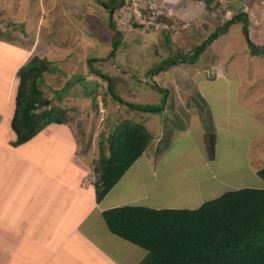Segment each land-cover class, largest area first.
<instances>
[{
	"label": "rangeland",
	"instance_id": "obj_1",
	"mask_svg": "<svg viewBox=\"0 0 264 264\" xmlns=\"http://www.w3.org/2000/svg\"><path fill=\"white\" fill-rule=\"evenodd\" d=\"M101 2L0 0V77L18 63L21 52H25L21 47L31 48L28 60L35 54L51 59L53 65L39 79V86L52 105L65 110L78 153L90 154L94 164L99 161L102 142L108 152L109 126L132 118L143 121L153 135L140 159L143 164L150 156L154 164L161 160L158 167L174 175L163 182L171 192L176 191L173 186L184 181L181 186H185L208 169L210 175L215 171L216 178L231 182L225 191L234 184L259 187L262 180L255 169L264 166V0H212L208 7L196 3L199 8L205 6L204 11H190L196 18L188 23L165 15L168 8L161 0H117L118 8L113 12ZM173 2L178 8L191 6L189 0ZM237 13L248 14L247 27L244 17H238L199 53L196 62L183 58ZM161 14L167 23L158 27L157 15ZM112 21L122 31L114 54ZM170 58L176 61L168 69L150 73ZM147 106L163 109H142ZM187 130L182 141L178 135H185ZM212 133L215 140L218 138L216 159H209L207 150ZM198 151L203 152L208 167H201ZM86 175L88 185L91 176ZM94 175L93 171L92 178ZM136 177L129 174L120 178L107 198L140 194L141 200L133 203L144 206L157 200L144 197ZM214 181H209L213 188ZM204 185L196 192H206ZM99 216L104 221L101 213ZM93 218L95 229H100L103 237L118 240L106 236L105 221L97 223L95 214ZM86 222L82 224L85 229ZM128 244L130 255H137ZM119 250L118 255H123L124 249Z\"/></svg>",
	"mask_w": 264,
	"mask_h": 264
},
{
	"label": "crops",
	"instance_id": "obj_2",
	"mask_svg": "<svg viewBox=\"0 0 264 264\" xmlns=\"http://www.w3.org/2000/svg\"><path fill=\"white\" fill-rule=\"evenodd\" d=\"M189 1V9L174 6L173 0H161V3L165 2L168 8L165 15H174V21L178 18L188 23L190 18H196L191 16L190 11H204L205 6L199 8L196 3L206 4L203 0ZM21 49L25 52H21L18 63L10 73L0 77V87L3 89L0 92V264H141L147 250L111 232L99 216L103 210L111 207L135 205L133 202L141 200V195L130 196L125 193L126 198L121 194L117 199L109 200L107 197L114 193L119 179L104 199L98 201L94 187V159L90 154L78 153L76 135L68 131V122L50 123L31 139L20 144L14 143L17 135L11 122L16 105L17 71L32 52L29 47ZM187 134L188 130L185 135L178 136L183 141ZM250 142L254 143V140ZM217 144L218 138L214 159L217 157ZM197 153V159L202 162L201 167H208L203 152ZM164 155L162 157H167ZM140 157L123 176H137L136 182H140L144 197L157 198L145 204L148 207L197 208L230 189V181L218 175L216 178L215 171H211L210 175L208 169L202 177L190 179L185 186H181L185 181L173 186L176 191L171 192L172 188L164 184L167 178L174 176L172 172L158 167L161 166V160L157 159V164H154L150 156L145 158L143 164ZM255 170L257 173L258 168ZM93 171L95 178H92ZM87 173L91 176L88 185ZM211 180H215L214 188L209 183ZM261 180L259 187L264 186V180ZM204 182V188L208 187L206 192H196L203 188ZM224 185L227 188L220 189ZM241 187L232 185L233 189ZM169 195L174 198L162 199ZM94 214L97 215V223L103 221L108 229L109 234L106 236L111 235L118 240L103 237L101 230L95 229ZM85 221L86 229L82 225ZM128 243H131L137 255H130ZM119 249H124L125 254L119 256Z\"/></svg>",
	"mask_w": 264,
	"mask_h": 264
},
{
	"label": "trees",
	"instance_id": "obj_3",
	"mask_svg": "<svg viewBox=\"0 0 264 264\" xmlns=\"http://www.w3.org/2000/svg\"><path fill=\"white\" fill-rule=\"evenodd\" d=\"M101 1L109 11L118 8L117 0H110L109 3ZM204 1L208 7L212 0ZM241 16L247 27L248 14L237 13L202 40L194 48L193 54H186L183 58L196 62L199 53L228 24ZM164 17L162 14L157 15L160 20L157 22L165 25L167 22ZM110 27L114 30V54L122 31L113 21ZM252 47L255 52H259L254 45ZM92 59L94 58H89ZM175 61L176 58L167 59L152 68L150 73L166 70ZM52 65L46 57L35 54L17 71L16 105L11 122L17 135L15 144L31 139L50 123H67L65 110L52 105V100L44 95L39 86V79ZM91 71L95 73L94 70ZM113 95L120 99L115 93ZM203 101L206 106V101ZM129 105L138 107L133 103ZM142 109L156 111L163 107L147 106ZM115 126H109L112 128L109 130L108 152L104 150L102 142L99 161L94 164L95 197L98 201L104 199L126 170L141 156L153 137L143 121L124 118ZM215 146V134L212 133L207 141L211 159L215 156ZM257 173L264 180V166ZM102 215L111 232L147 250L141 264H264V186L231 189L203 202L197 208L121 205L103 210Z\"/></svg>",
	"mask_w": 264,
	"mask_h": 264
},
{
	"label": "built area",
	"instance_id": "obj_4",
	"mask_svg": "<svg viewBox=\"0 0 264 264\" xmlns=\"http://www.w3.org/2000/svg\"><path fill=\"white\" fill-rule=\"evenodd\" d=\"M153 13H155V12H153ZM155 15V14H154ZM154 15L152 16L153 18H154ZM156 25H158V27L159 26H162L159 22H156Z\"/></svg>",
	"mask_w": 264,
	"mask_h": 264
},
{
	"label": "water",
	"instance_id": "obj_5",
	"mask_svg": "<svg viewBox=\"0 0 264 264\" xmlns=\"http://www.w3.org/2000/svg\"><path fill=\"white\" fill-rule=\"evenodd\" d=\"M112 12H113V10H112Z\"/></svg>",
	"mask_w": 264,
	"mask_h": 264
}]
</instances>
